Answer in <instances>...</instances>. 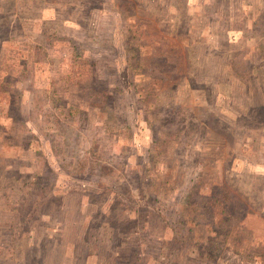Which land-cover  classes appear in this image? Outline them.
<instances>
[{"label": "rangeland", "instance_id": "1", "mask_svg": "<svg viewBox=\"0 0 264 264\" xmlns=\"http://www.w3.org/2000/svg\"><path fill=\"white\" fill-rule=\"evenodd\" d=\"M0 264H264V0H0Z\"/></svg>", "mask_w": 264, "mask_h": 264}]
</instances>
